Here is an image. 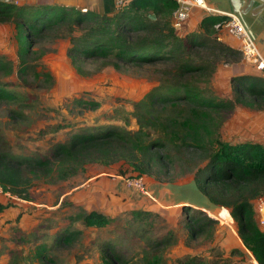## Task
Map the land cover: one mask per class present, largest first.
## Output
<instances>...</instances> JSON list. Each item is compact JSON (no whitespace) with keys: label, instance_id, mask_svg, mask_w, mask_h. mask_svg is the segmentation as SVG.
Returning <instances> with one entry per match:
<instances>
[{"label":"rangeland","instance_id":"1","mask_svg":"<svg viewBox=\"0 0 264 264\" xmlns=\"http://www.w3.org/2000/svg\"><path fill=\"white\" fill-rule=\"evenodd\" d=\"M182 28L177 29L179 33ZM67 33L66 27L62 29L61 26L29 39L21 34L19 22L0 24V87L9 93L0 98V150L16 159H51L49 167L29 172L31 199L49 197L56 200L63 191L84 179L89 171H96L95 163H91L84 171L67 179L56 178L60 172H69L64 168L69 162L57 168L61 164L54 159L55 147L68 143L75 134L143 129L150 131L153 139L163 131L143 126L145 116L157 127L169 128L176 120L181 123L189 113L184 104L177 108L169 104L157 105L152 113L136 105L153 88L160 86L158 90L162 92L167 89L172 78L167 74L170 64L117 66L105 60L84 59L71 53V39L64 36ZM207 44L213 43L207 41ZM209 51L204 49L201 54ZM230 65L218 66L211 80L212 90L220 99L232 98L230 73L225 70ZM213 117L211 131L222 140L264 139V108L236 104L232 112L224 109L214 112ZM165 154V159H170V173L161 178L152 177L155 182L148 186L150 193L157 197L160 192H167L164 188L171 187L169 197L172 200L206 201L210 205L207 210L184 204L180 208L181 216L176 212L135 215L133 211H124L111 224L93 233L79 229L82 224L79 215L84 211L74 205L63 210L65 201L48 217L43 211L38 218L28 217L25 222L21 221L23 228L15 226L17 229L8 236L0 235V241L7 240L6 245L10 242L6 250L11 257L9 264L15 261L18 264H103L102 252L106 244L119 253L121 264H150L145 257L154 251L162 255L161 264H177L178 259L191 256L183 254L182 241L209 264L225 260L253 264L251 253L238 235L236 221L221 215L222 208L212 205L194 184V172L205 163L207 155L174 145L167 147ZM102 166L123 178L136 175L123 161ZM195 209L217 223L206 220V228L192 237L187 220ZM205 214L200 217L205 218ZM62 230L73 233L71 241L59 239ZM89 237H94V242ZM2 250L5 252L4 248ZM173 250L183 252L177 257ZM86 254L92 262L78 261ZM60 257L73 260H57Z\"/></svg>","mask_w":264,"mask_h":264},{"label":"trees","instance_id":"2","mask_svg":"<svg viewBox=\"0 0 264 264\" xmlns=\"http://www.w3.org/2000/svg\"><path fill=\"white\" fill-rule=\"evenodd\" d=\"M176 8L174 0H134L113 15H102L64 6L0 3V24L19 22L21 34L29 39L40 37L47 29L66 27L68 33L64 36L71 39V53L84 59L105 60L117 66L170 64L167 74L172 78L167 89L162 92L160 86L153 88L136 105L152 113L157 105L177 108L184 104L189 113L183 121L176 120L169 128L157 127L145 116L143 126L163 131L153 139L150 131L143 129L75 134L68 143L55 147L54 159L61 164L57 168L69 162L64 167L69 172H60L56 178L67 179L84 171L87 164L111 165L120 161L132 167L135 176L161 178L170 173V159H165L167 147L199 151L207 157L194 172V184L212 205L229 210L253 264H264V228L256 210V200L264 196V144L251 139L222 140L211 131L214 112H232L236 104L264 108V75L229 76L232 98L220 99L212 90V77L221 64L239 62L242 53L219 39V29L214 27L222 21L218 16H205L199 31L179 33L173 25ZM150 14L156 17L153 19ZM207 41L213 44L208 45ZM204 49L211 52L202 55ZM7 96L8 91L0 87V98ZM50 160L16 159L0 150V184L12 196L30 200L29 172L49 167ZM10 205L11 202H0V212ZM142 212L133 211L135 215ZM201 214L205 213L195 209L187 220L192 237L198 236L208 222L217 223L206 214L201 218ZM79 217L83 225L96 228L106 227L115 219L95 210L84 211ZM72 234L64 235L63 241H71ZM146 256L150 264H161L163 260L158 251ZM102 262L121 264L122 258L106 244ZM177 264L209 263L201 256L191 255L178 259ZM214 264L242 263L225 260Z\"/></svg>","mask_w":264,"mask_h":264},{"label":"crops","instance_id":"3","mask_svg":"<svg viewBox=\"0 0 264 264\" xmlns=\"http://www.w3.org/2000/svg\"><path fill=\"white\" fill-rule=\"evenodd\" d=\"M2 4L14 3L16 5H54L64 6L69 8H75L82 11H93L102 15H113L119 11L114 0H0ZM207 8L200 6H192L190 14L186 21L182 25V32L189 33L193 31H199L201 22L205 16L213 15L225 19L228 13L239 14L247 27L252 32L260 51L264 55V0H206ZM174 17V12H173ZM215 27V26H214ZM220 40L238 50H241V42L227 32L226 29H219ZM230 73V76L235 74H251V75H264V73L256 68V66L242 58L239 63H234L225 69ZM226 77V75H225ZM228 77H226L227 79ZM253 140V139H251ZM255 140V139H254ZM264 144V139L255 140ZM96 165V171H89L85 178L74 184L70 189L63 191L59 198L38 200V199H21L18 197H9L5 194H0V202L8 203L5 210L0 212V235L8 236L9 233L14 232L17 228L15 226L24 227L23 222L28 220V217H39L41 212H45V216L48 217L53 214L56 208L60 207L63 202L66 203L62 206L68 207L74 205L81 208L83 211H98L108 217H116L118 214L124 211H144V212H159L162 214H169L176 212L181 216L183 212L182 206L184 204H190L198 206L201 209L207 210L210 205L206 201H190L186 203L184 200L177 199L172 200L169 195L172 194V190L164 188L167 192H160L154 199L149 198L146 195L141 194L136 188L130 187L126 184L122 175L104 169L101 164ZM146 182L148 186H151L153 182L152 177L146 176ZM176 179V178H175ZM175 179H173L175 181ZM177 182V181H176ZM183 182H180V184ZM161 185V184H160ZM172 185V184H168ZM167 185V186H168ZM216 209V207H215ZM181 210V211H179ZM227 209H221V215H225L230 218V213H226ZM220 213L218 212V215ZM19 220V223L17 221ZM35 221H38L36 219ZM264 228V226H262ZM80 230H98L96 227H88L83 224L79 225ZM59 239L64 235H68L67 231H63ZM64 234V235H63ZM89 237L94 242V237ZM5 241H0V264H9L10 253H7L8 245ZM183 246V254L197 255V251H192L186 247L184 241L180 244ZM4 246V247H3ZM4 248L5 252L2 250ZM174 255L179 257L182 252L173 250ZM173 254V253H172ZM78 259L82 262H92L89 256ZM99 259V253H98ZM59 261L73 260V258L66 259L60 257ZM76 260V259H74Z\"/></svg>","mask_w":264,"mask_h":264},{"label":"built area","instance_id":"4","mask_svg":"<svg viewBox=\"0 0 264 264\" xmlns=\"http://www.w3.org/2000/svg\"><path fill=\"white\" fill-rule=\"evenodd\" d=\"M134 0H114L118 9H121L127 3ZM177 3V8L174 11L173 25L176 29H180L184 21L190 14L192 6H200L207 8L206 0H174ZM217 29H226L229 34L237 38L241 42V53L243 59L254 64L256 68L264 73V55L259 49V46L242 17L237 13H228L224 20L215 24ZM126 184L136 188L141 194L154 199L150 193L145 176H132L124 178ZM0 194L10 195L0 184ZM256 210L258 213V222L264 226V196L256 200Z\"/></svg>","mask_w":264,"mask_h":264},{"label":"water","instance_id":"5","mask_svg":"<svg viewBox=\"0 0 264 264\" xmlns=\"http://www.w3.org/2000/svg\"><path fill=\"white\" fill-rule=\"evenodd\" d=\"M149 16H150L151 18H153V19L156 17L155 14H150Z\"/></svg>","mask_w":264,"mask_h":264}]
</instances>
